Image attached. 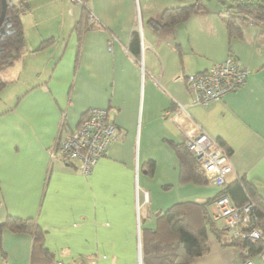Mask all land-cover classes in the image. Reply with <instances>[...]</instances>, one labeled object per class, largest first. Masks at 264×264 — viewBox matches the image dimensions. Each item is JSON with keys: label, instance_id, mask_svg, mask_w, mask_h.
<instances>
[{"label": "crops", "instance_id": "crops-1", "mask_svg": "<svg viewBox=\"0 0 264 264\" xmlns=\"http://www.w3.org/2000/svg\"><path fill=\"white\" fill-rule=\"evenodd\" d=\"M41 1L39 9L49 13L33 12L32 25L54 22L59 14L61 28L39 29L31 39L25 32V49L14 66L18 76L2 72L6 85L18 79L21 87L6 99L0 95V224L10 217L32 218L45 230V246L59 263L139 264L140 228L155 227V212L206 202L210 214L222 189L179 179L172 144L199 130L230 149L233 168L226 180L245 176L264 198V25L241 22V34L229 38L221 6L157 0L156 13L140 12L137 27V5L141 11L140 2L145 6L147 0H83L100 24L83 29L82 4L67 14V0ZM196 1L203 8L185 21L159 31L150 26L163 8ZM27 3L29 11L37 8ZM65 17L73 22L69 32L62 29ZM22 22L27 28L24 15ZM133 31L137 53L130 48ZM49 37L51 43L36 49ZM228 55L248 66L246 80L219 100L196 103L186 75ZM87 107L107 109L118 138L83 175L49 151ZM208 240V252L191 264H241L246 258L264 264L256 254L247 257L244 248L221 245L212 232ZM31 244L27 232L0 228V264H30Z\"/></svg>", "mask_w": 264, "mask_h": 264}, {"label": "trees", "instance_id": "trees-1", "mask_svg": "<svg viewBox=\"0 0 264 264\" xmlns=\"http://www.w3.org/2000/svg\"><path fill=\"white\" fill-rule=\"evenodd\" d=\"M6 3L5 31L0 33V91L7 83L1 77V73L10 67L25 49V31L22 15L29 10L27 0H6ZM223 3L225 6L218 14H225L223 21L229 38L241 34V22L247 21L264 25V0H228L227 3ZM82 6L84 8L81 20V22L83 21V29L100 26L96 22L91 24L86 22V14L90 9L84 2ZM202 8L203 5L197 1L165 7L159 18H151L149 23L154 31H159L185 21L194 10ZM74 27L77 30L82 29L77 25ZM52 40V37L42 40L36 49L44 48ZM130 48L134 53H137L138 31L132 32ZM260 69H264V64ZM217 142L225 148L229 155L230 149L225 147L221 140L218 139ZM172 146L179 161L180 181L210 183L198 160L191 155L184 143H173ZM152 164V161L146 162L148 171H150ZM220 194L228 195L236 205L252 201L255 205L254 212L257 216V225L261 228L264 235V198L259 194L253 183L248 181L245 176L231 181H227L225 178L224 187L218 195ZM154 216L156 218L154 228H140L142 264H191L196 257L208 252V232L214 233L221 245H233L240 249H246L247 257H252L264 247L263 238L254 242L242 237V234H233L223 225L221 228H216L215 221L212 220L206 208V202L176 203L165 211L155 212ZM3 227L14 232H27L31 236L30 264H63L59 263L55 259L53 251L45 246V230L32 218L10 217L0 224V228ZM245 229H250V225L243 224L240 231L242 232ZM224 237L225 242H222L221 238ZM74 264L87 263L85 260H79L75 261Z\"/></svg>", "mask_w": 264, "mask_h": 264}, {"label": "built area", "instance_id": "built-area-1", "mask_svg": "<svg viewBox=\"0 0 264 264\" xmlns=\"http://www.w3.org/2000/svg\"><path fill=\"white\" fill-rule=\"evenodd\" d=\"M72 1L83 4L82 0ZM86 22L88 24L97 22L91 10L86 14ZM249 72L248 66L242 65L234 56L228 55L204 71L187 74L185 84L193 93L196 103L208 105L236 90L244 83ZM178 107L180 110L184 109L181 104H178ZM117 138L118 129L109 120L107 109L87 107L74 129L59 132L49 154L51 158H59L64 162L75 164L83 175H88ZM181 140L189 152L196 157L210 183L223 188L225 177L233 168L225 148L202 130L192 134L184 133ZM254 206L252 201L236 205L228 195L220 194L212 202L210 215L212 220L227 227L233 234H242V237L255 242L260 238L264 239V235L257 225ZM243 224L250 225V229L241 232L240 228ZM256 255L264 263V247ZM241 264L255 263L246 258Z\"/></svg>", "mask_w": 264, "mask_h": 264}, {"label": "rangeland", "instance_id": "rangeland-1", "mask_svg": "<svg viewBox=\"0 0 264 264\" xmlns=\"http://www.w3.org/2000/svg\"><path fill=\"white\" fill-rule=\"evenodd\" d=\"M202 1L204 2L205 5L209 6L212 9L215 8L214 5H217V6L219 5L222 8H224L225 4L223 2H225V3L228 2V0H219V2H221V3H219V2L217 3L216 2L217 0H202ZM67 2H68L67 3L68 6L65 8L67 14H70L71 13L70 11H72L75 8L76 5L79 6L78 3L75 2V1L67 0ZM30 4L33 5V7H34L35 4H37V8H34L33 10L31 8L30 11H32V12H30L28 10L24 14V17L26 18V23H28V21H29V23L26 24L27 25V28L25 27V29H24V31L26 32V35H27L28 39H31L32 38V35H34V32H39V29H42V30L45 29L46 31H50V30L57 31V30H55V28L53 26H55L56 28H61V26L59 25L60 24L59 21H61V17L62 16L60 17L59 14H57V17H55L56 19L53 20L54 22H48V23L47 22H45V23L44 22H40L39 24L36 23L37 26H33L31 22L33 21V16H34V18L36 17L33 14V12H35L36 14H39V15H43L42 13L45 14V12H46V14H48L49 11H45V9L44 10H40L39 9L41 7V5H43V2L41 0H35V1H31L30 0ZM156 4H158L157 3V0H147L146 3H145V6H144L143 1H142V2H140L141 11L139 9V4L137 5V11H136V18H137V22L136 23H137V27L141 26L140 12H142L141 15H143V17L145 15V9L147 11H149L150 13H156V11H157L156 10ZM163 9L160 11V14L163 11ZM221 15L225 16V14H221ZM67 19L68 18L65 19L64 24H63V27H62V29L65 28V30H64L65 32H69L70 27L73 24V22L71 23V22L68 21L70 19H68V20ZM209 28H210V25H209ZM35 39L37 40V37H35ZM35 39L33 38L34 43L36 41ZM30 46H33L34 47V46H36V44L27 45V47H30ZM46 55H47L46 53H42L41 54L42 57H44ZM19 60H20V57L18 59H16L15 62L10 67L7 68V73H6L7 75H5L6 78H9L11 76H16V75L18 76V74H17L18 73L17 68H15L14 66L19 62ZM11 67H13V68H11ZM1 77L3 79H6V78H4V74H2V73H1ZM17 80L18 79H14L11 83H9V84L6 85L5 90L0 93V95L2 96V99H4V98L6 99L7 97L5 95H7L9 92H12V96H13V91H15V90L18 91L19 90V87H21V84H19V82ZM10 89L12 91H9ZM2 93H4V94H2ZM1 102H2V100H1Z\"/></svg>", "mask_w": 264, "mask_h": 264}, {"label": "water", "instance_id": "water-1", "mask_svg": "<svg viewBox=\"0 0 264 264\" xmlns=\"http://www.w3.org/2000/svg\"><path fill=\"white\" fill-rule=\"evenodd\" d=\"M0 2H1L0 33H2L3 31H5L4 26L6 25V22L4 21V16H5V10H6V7H7V3H6V0H0ZM139 263L142 264L141 257H140Z\"/></svg>", "mask_w": 264, "mask_h": 264}, {"label": "clouds", "instance_id": "clouds-1", "mask_svg": "<svg viewBox=\"0 0 264 264\" xmlns=\"http://www.w3.org/2000/svg\"><path fill=\"white\" fill-rule=\"evenodd\" d=\"M141 257V256H140ZM140 257H139V260H140ZM140 264V263H139Z\"/></svg>", "mask_w": 264, "mask_h": 264}]
</instances>
